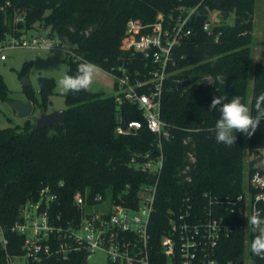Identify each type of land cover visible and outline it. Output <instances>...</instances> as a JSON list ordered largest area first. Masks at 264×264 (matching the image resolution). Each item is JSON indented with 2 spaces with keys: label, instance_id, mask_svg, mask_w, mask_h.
I'll use <instances>...</instances> for the list:
<instances>
[{
  "label": "trees",
  "instance_id": "1",
  "mask_svg": "<svg viewBox=\"0 0 264 264\" xmlns=\"http://www.w3.org/2000/svg\"><path fill=\"white\" fill-rule=\"evenodd\" d=\"M198 4L210 11L220 10L224 21L223 11H234L235 21L218 22L214 26L215 34H219L216 40L203 29L209 17H194L193 34L175 46L174 61L167 68L169 76L162 94L161 117L167 131L162 138L146 124L130 134L116 133L118 113L127 121L144 122L142 111L130 102L118 105L115 95L90 90L65 93L64 121L52 128L32 130L30 124L23 129L0 128V225L8 238L5 248L0 245V264H8V255L22 253V236L10 229L20 208L28 200H38L42 189L49 187L50 192L57 194L56 212H61L65 219L77 217L74 195L78 191L89 190L92 195L117 194L130 184L135 192L146 179V173L135 162L155 158L161 150L165 161L150 223L151 260L152 264H165L159 242L168 224L167 210L179 206L183 196H191L194 206L202 210L207 203L205 192L233 199L244 194L247 191L243 170L245 138L249 140L250 154L257 157L264 148V120L254 135L248 137L237 132L236 143L225 146L216 142L212 131L220 114L209 111L214 96L230 100L239 95L251 108L254 97L264 91V63L258 62L250 99L247 95L251 72L247 45L252 40L256 0L218 3L215 0H0V42L12 35L19 36L39 23L49 29L50 36L56 34L60 44L72 52L68 75H75L77 64L83 61L97 64L110 73L124 63L132 79L140 83L148 79L150 66L141 53L131 54L121 49L127 22L133 18L145 24L154 23L160 14L168 19L170 15L176 16L180 8ZM18 17L22 20L15 21ZM29 68L28 62L21 74L25 75ZM220 76L225 83L217 80ZM39 79L43 100L39 102L35 91L30 89L29 99L47 108L56 82L44 75ZM0 98L10 99L9 88L1 75ZM189 151L196 155V162L191 164L192 179L187 181L182 170L189 163ZM255 161L250 163L247 175L254 170ZM261 207L264 211V204ZM219 208L231 222L232 230L218 243L216 257L220 264H236L250 250L255 233L247 226L239 208L231 212L226 203H221ZM250 256L254 264H264V259L252 253ZM84 257L81 251L67 259L52 257L45 264H85Z\"/></svg>",
  "mask_w": 264,
  "mask_h": 264
},
{
  "label": "built area",
  "instance_id": "2",
  "mask_svg": "<svg viewBox=\"0 0 264 264\" xmlns=\"http://www.w3.org/2000/svg\"><path fill=\"white\" fill-rule=\"evenodd\" d=\"M202 7L201 4L182 7L176 16L170 15L168 19L160 14L158 20L150 24L133 18L127 22L121 49L131 54L141 53L150 71L148 79L141 83L132 79L129 67L124 63L111 73L117 88V104H136L144 117V122L139 119L127 121L118 113L116 133L130 134L146 124L160 138L167 134L161 117L162 94L169 76L167 68L174 61L175 46L193 34L192 22ZM20 20L18 17L15 21ZM216 24L217 21L208 18L203 29L218 40L219 34L214 32ZM11 37L8 40L11 46L44 48L49 43L58 44L53 38L24 33ZM3 43L0 42V48L4 47ZM144 87L146 90H141ZM188 160L182 173L185 180L190 181L191 164L196 162V155L191 151ZM255 160V163L264 160V148ZM164 161L161 150L155 158L135 162L136 167L146 173V179L138 184L135 192L130 184L117 194L95 192L92 195L89 190L78 191L74 195L79 211L77 217L65 219L61 212H56L57 194L50 192L49 187L42 189L38 200H28L20 208L17 220L11 226L12 232L22 236L23 251L8 255V264H45L52 257L67 259L81 251L85 253V264H88L90 256L98 250L106 254L107 264H152L150 223ZM247 179V191L236 199L214 197L205 192L207 203L202 210L194 206L191 196H183L179 206L167 210L168 224L159 242L165 264H220L216 257L218 243L232 230L231 222L220 211L221 203H226L231 212L239 208L246 223L254 211L264 218L261 207L264 204V171L254 168ZM5 236V229L0 225V245L4 248L8 244Z\"/></svg>",
  "mask_w": 264,
  "mask_h": 264
},
{
  "label": "rangeland",
  "instance_id": "3",
  "mask_svg": "<svg viewBox=\"0 0 264 264\" xmlns=\"http://www.w3.org/2000/svg\"><path fill=\"white\" fill-rule=\"evenodd\" d=\"M209 19L223 23L222 12L220 10L210 11ZM235 21V13L231 11L224 23L233 24ZM253 30L251 33V42L247 45L249 48V85L247 95L250 99L252 91V80L256 63H264V0H256ZM27 36L36 35L41 37L53 38L58 44L54 45L50 50L48 47L34 48L28 46H11L8 43L12 37L9 36L4 41V47L0 48V75L9 88L10 99L4 100L0 98V128L20 127L25 128L26 125H33L37 117L44 111L51 112L57 109H65L67 107L65 94H62L57 86V82L63 75L67 74L70 53L66 45L59 44L57 35L50 36L49 29L37 23L33 28L26 29L23 32ZM4 56L1 58V56ZM30 63V68L25 75L21 74V70L26 63ZM100 67V66H99ZM102 70L93 81L90 91L103 92L105 95H115L117 88L113 75L106 69ZM40 75L52 77L55 80V93L50 97L51 102L47 108H43L39 103H35L29 99L28 91L34 90L36 96L41 102L43 99L40 91ZM27 77L31 81L30 86L23 85L22 78ZM209 80H212L210 77ZM32 101L34 103L33 112L27 117H18L12 108L10 101ZM243 151V170L245 184L247 185V172L250 163L256 159V156L249 153L248 139L245 138ZM136 213V212H135ZM249 243H246L248 248ZM88 261V264H107L106 254L102 250L96 251ZM242 264H254L249 251L246 252L245 260Z\"/></svg>",
  "mask_w": 264,
  "mask_h": 264
},
{
  "label": "clouds",
  "instance_id": "4",
  "mask_svg": "<svg viewBox=\"0 0 264 264\" xmlns=\"http://www.w3.org/2000/svg\"><path fill=\"white\" fill-rule=\"evenodd\" d=\"M54 45H47L50 50ZM102 70L97 64L83 61L77 64L75 75H63L57 82V86L62 94L78 93L91 88L94 78ZM220 83H225L224 77H217ZM239 95L232 96L226 100L223 96H214L209 105V111L219 112V118L214 129L216 142L225 146H232L236 143L235 133L239 132L251 137L257 131L260 123L264 120V91L254 97V105L250 108L248 104L242 102ZM254 113V114H253ZM249 226L254 238L251 241L250 251L253 255L264 259V218L258 212H253L247 217Z\"/></svg>",
  "mask_w": 264,
  "mask_h": 264
},
{
  "label": "water",
  "instance_id": "5",
  "mask_svg": "<svg viewBox=\"0 0 264 264\" xmlns=\"http://www.w3.org/2000/svg\"><path fill=\"white\" fill-rule=\"evenodd\" d=\"M217 3L221 0H215ZM209 14V9L207 7H202L196 18L201 16H207ZM224 17L227 18L229 15L228 11H223ZM23 85L30 86L31 81L27 77L22 78ZM230 89V88H228ZM10 104L16 115L18 117H27L34 110V103L32 101H20V100H11ZM64 109H57L51 112H42L40 117H37L35 123L32 126V130H41L46 128H52L53 126L60 124L64 121ZM254 168L264 171V160H259L254 164ZM130 196V194H129ZM249 254L251 251L249 250ZM245 260V255H241L236 262V264H242Z\"/></svg>",
  "mask_w": 264,
  "mask_h": 264
}]
</instances>
